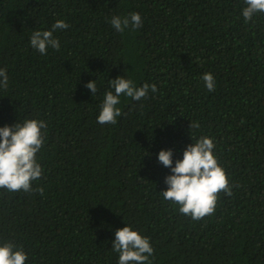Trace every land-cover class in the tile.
Here are the masks:
<instances>
[{
    "label": "trees",
    "instance_id": "16d2710c",
    "mask_svg": "<svg viewBox=\"0 0 264 264\" xmlns=\"http://www.w3.org/2000/svg\"><path fill=\"white\" fill-rule=\"evenodd\" d=\"M244 0H0V127L47 123L33 187L0 189V243L14 240L25 264H118L115 231L150 238L151 264H264V14L245 23ZM143 26L117 32L114 15ZM60 49L40 54L35 30L56 20ZM211 72L215 91L201 79ZM156 84L141 101L121 96L115 125L97 116L110 79ZM95 80L92 96L86 83ZM190 121L199 129L190 130ZM209 136L234 185L215 214L193 221L165 201L161 149L173 164ZM235 185H238L236 187Z\"/></svg>",
    "mask_w": 264,
    "mask_h": 264
},
{
    "label": "clouds",
    "instance_id": "9594fccd",
    "mask_svg": "<svg viewBox=\"0 0 264 264\" xmlns=\"http://www.w3.org/2000/svg\"><path fill=\"white\" fill-rule=\"evenodd\" d=\"M241 15L245 23L253 22L257 14H264V0H244ZM111 26L120 33L126 29H139L143 20L139 13L132 12L121 17L114 15L110 19ZM69 27L63 19H58L49 30H35L30 37L31 47L40 54H47L49 48L59 50L60 41L54 36L57 30ZM201 79L209 92L215 91L216 80L211 72H205ZM110 89L104 93L100 104L97 123L100 125H115L117 118L122 115L121 96L141 101L148 98L149 92H157L156 84L145 82L137 87L131 79L118 76L109 81ZM9 76L5 68H0V88L7 89ZM86 88L92 96L98 91L95 80L86 83ZM47 123L39 119H25L12 125L0 127V189L10 193L25 192L44 193L43 187H33V182L43 176V168L38 162L37 153L44 146ZM198 121H190L189 129H199ZM192 143L184 149L182 159L173 164V150L161 149L158 161L171 174L165 176L167 188L162 192L163 199L178 205L180 214L190 217L193 221H200L215 214L218 196L224 193L233 195L234 185L230 183L225 169L215 155L216 144L209 136L195 137L190 131ZM238 187V185H235ZM112 250L119 254L118 264H151L150 257L154 255V248L150 238L143 236L130 225L115 231V239L111 242ZM28 254L23 247L14 240L0 243V264H25Z\"/></svg>",
    "mask_w": 264,
    "mask_h": 264
}]
</instances>
